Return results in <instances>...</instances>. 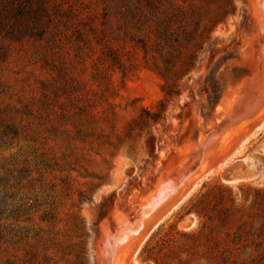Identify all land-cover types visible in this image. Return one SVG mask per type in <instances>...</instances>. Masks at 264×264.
I'll use <instances>...</instances> for the list:
<instances>
[{"label":"rangeland","instance_id":"obj_1","mask_svg":"<svg viewBox=\"0 0 264 264\" xmlns=\"http://www.w3.org/2000/svg\"><path fill=\"white\" fill-rule=\"evenodd\" d=\"M45 1L0 31V264H103L102 226L195 161L258 24L252 0ZM263 122L230 153L254 175L193 177L131 264H264Z\"/></svg>","mask_w":264,"mask_h":264},{"label":"bare ground","instance_id":"obj_2","mask_svg":"<svg viewBox=\"0 0 264 264\" xmlns=\"http://www.w3.org/2000/svg\"><path fill=\"white\" fill-rule=\"evenodd\" d=\"M252 9L254 20L258 24V34L246 36L245 41L250 50L244 56L243 63L249 64L248 74L234 81L235 83L233 82V85L223 94L215 110L220 120L218 123L215 120L212 122L210 134L201 137L194 146L192 143L183 145L185 149L188 147L195 150L193 165L187 166L186 170L181 167L179 174L177 173L178 175L174 178L167 172H165L167 175L163 174L166 175L165 177L161 175L154 191L140 202L134 220H130L125 213L116 212L113 218L117 225L115 233L106 225L107 223L102 226L100 255L103 264H131L130 259L134 256L133 253L142 244L147 233L186 199L193 190V184L197 182L195 180H202L206 175L223 173L225 169L239 163L237 161L230 165L232 147L236 144L240 146L243 140L241 136L236 139L234 137L250 126L253 130L264 121V0H252ZM255 43L258 44V49L257 53L253 54L256 48ZM220 121L223 122V126L220 125L222 124ZM227 138L229 140H226ZM247 139L244 138V140ZM206 165H209L207 169H205ZM250 171L252 173V170ZM193 177L195 180L192 179ZM223 178L229 183H238L242 179ZM133 263L137 264V262Z\"/></svg>","mask_w":264,"mask_h":264},{"label":"trees","instance_id":"obj_3","mask_svg":"<svg viewBox=\"0 0 264 264\" xmlns=\"http://www.w3.org/2000/svg\"><path fill=\"white\" fill-rule=\"evenodd\" d=\"M0 6V31L13 34L14 26H19L20 32L25 29L21 23L25 18L37 20V15L45 10V0H4ZM36 4V6H34ZM10 14V15H9ZM9 15V17H8ZM11 18V19H10ZM10 20V21H9Z\"/></svg>","mask_w":264,"mask_h":264},{"label":"water","instance_id":"obj_4","mask_svg":"<svg viewBox=\"0 0 264 264\" xmlns=\"http://www.w3.org/2000/svg\"><path fill=\"white\" fill-rule=\"evenodd\" d=\"M208 167H209V165H206L205 169H207ZM252 175H254V174L246 171L240 165V163L232 165L230 168L225 169L224 172L222 173V176L225 178H227V177H229V178H244V177H248V176H252Z\"/></svg>","mask_w":264,"mask_h":264}]
</instances>
